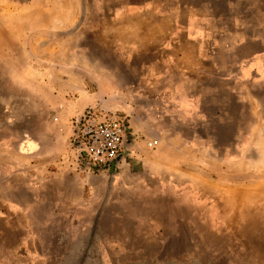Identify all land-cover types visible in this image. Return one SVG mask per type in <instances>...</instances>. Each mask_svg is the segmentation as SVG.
<instances>
[{
  "label": "rangeland",
  "instance_id": "rangeland-1",
  "mask_svg": "<svg viewBox=\"0 0 264 264\" xmlns=\"http://www.w3.org/2000/svg\"><path fill=\"white\" fill-rule=\"evenodd\" d=\"M255 2L0 0V264H264V88L208 105L190 40L240 59ZM91 109L130 126L112 171L77 164Z\"/></svg>",
  "mask_w": 264,
  "mask_h": 264
},
{
  "label": "crops",
  "instance_id": "crops-1",
  "mask_svg": "<svg viewBox=\"0 0 264 264\" xmlns=\"http://www.w3.org/2000/svg\"><path fill=\"white\" fill-rule=\"evenodd\" d=\"M30 2L34 3L33 1ZM30 2H26L24 5H30ZM253 5V12H245L240 19L239 38L244 41L239 46L242 48H249V45L253 44L254 47L243 56H238L240 59L238 58L236 61L230 59L229 53L223 54L227 59H221L219 53L220 50H218V45L220 43L214 42L217 38L215 33L208 31V26H205L206 23H204L201 18H194L193 16L191 18L192 31L190 40L192 49L195 51L194 57H197L196 59L198 60L200 50H202L203 53L206 52V55L203 56L207 58L208 64L210 63L215 67V79L212 80V83L208 82L205 85L207 92L203 97L206 98L208 105H224L230 100V98H235V101L239 100V102L246 104V89H248L249 85H251V87L259 86L262 89L264 88V0H256ZM42 17L46 20L37 23L30 21L28 25H39L38 28H44L43 34L47 35L49 32H52L54 29L53 26L56 23L54 22L52 15L45 14L42 15ZM24 22L23 24L27 25V21ZM69 24H71V21L65 26H68ZM192 72V88H196L198 92L199 75L195 77L193 67ZM234 82L235 84L237 83V86L234 85ZM235 93H237L238 98L237 96H234ZM261 102L263 103V100ZM197 103H199L198 100ZM193 109L194 108H192V110ZM209 112L210 108H208L207 113ZM213 113L216 112L213 110ZM29 147H33L32 143L29 144Z\"/></svg>",
  "mask_w": 264,
  "mask_h": 264
},
{
  "label": "built area",
  "instance_id": "built-area-1",
  "mask_svg": "<svg viewBox=\"0 0 264 264\" xmlns=\"http://www.w3.org/2000/svg\"><path fill=\"white\" fill-rule=\"evenodd\" d=\"M127 123L112 114H90L79 120L73 137L78 154L94 164H107L117 157L126 140ZM157 139L146 142L155 147Z\"/></svg>",
  "mask_w": 264,
  "mask_h": 264
},
{
  "label": "flooded vegetation",
  "instance_id": "flooded-vegetation-1",
  "mask_svg": "<svg viewBox=\"0 0 264 264\" xmlns=\"http://www.w3.org/2000/svg\"><path fill=\"white\" fill-rule=\"evenodd\" d=\"M221 2L228 3L229 5H231V1L232 0H220ZM98 113L95 109H91L87 112H84L82 115H80V117H78L75 121H74V134L77 130V125L79 123V120H83L85 117L89 116L90 114H95ZM119 117V116H117ZM122 118L126 121L127 123V130H126V138H127V134L130 132V126L128 124V121L123 118V117H119ZM74 137V135H73ZM126 142V141H125ZM128 151L126 149V144L124 143V146L122 147V149L120 150L119 154L117 155L116 158H114L112 161H110L107 164H94L89 162L85 157H83L82 155L80 156V154H78V151L76 153V160H77V164L78 166L81 168L82 171H112L115 168H118V165L122 162V160L126 157Z\"/></svg>",
  "mask_w": 264,
  "mask_h": 264
},
{
  "label": "bare ground",
  "instance_id": "bare-ground-1",
  "mask_svg": "<svg viewBox=\"0 0 264 264\" xmlns=\"http://www.w3.org/2000/svg\"><path fill=\"white\" fill-rule=\"evenodd\" d=\"M56 17V16H55ZM59 19V18H58ZM55 22V21H54ZM57 23V22H56ZM60 24H61V21H60Z\"/></svg>",
  "mask_w": 264,
  "mask_h": 264
},
{
  "label": "water",
  "instance_id": "water-1",
  "mask_svg": "<svg viewBox=\"0 0 264 264\" xmlns=\"http://www.w3.org/2000/svg\"><path fill=\"white\" fill-rule=\"evenodd\" d=\"M125 141H127V138H126V140ZM125 144H126V142H125Z\"/></svg>",
  "mask_w": 264,
  "mask_h": 264
}]
</instances>
